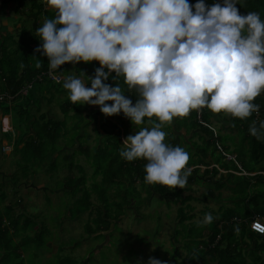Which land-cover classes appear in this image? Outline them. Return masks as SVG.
I'll return each instance as SVG.
<instances>
[{"label":"trees","instance_id":"obj_1","mask_svg":"<svg viewBox=\"0 0 264 264\" xmlns=\"http://www.w3.org/2000/svg\"><path fill=\"white\" fill-rule=\"evenodd\" d=\"M24 2L28 4V12L36 29L40 27L38 22L54 18L55 13L48 8L45 0ZM188 2L195 5L198 0ZM239 2L236 7L241 15L256 12L264 21V0ZM204 3L211 6L214 3L223 4V0H204ZM1 34L0 102L12 98L7 106L1 108V115L10 117L9 114L15 113L24 116L26 122L25 132L18 133L10 117L13 130L3 132L12 134L13 141L7 142L10 153L19 156L17 160L21 163L23 177L27 176L30 167L40 168L42 164H46L51 173L55 172L56 158L60 154L63 156L67 173L59 189L71 196L69 216L77 219L90 212V209L95 211L97 207L92 201L94 195L100 205L92 220L95 227L87 224L90 222L84 225L87 234L95 239L101 238L132 208L130 204L133 200L141 202L140 193L145 192V198H156V203L178 206L175 224L179 228L174 230L172 241L176 256L170 264H264V234L253 233L249 228V222L255 218L264 222V140H257L249 132L253 121L258 127L259 122L264 120V95L254 101L259 105V113H253L246 120L217 114V129L211 125L215 114L207 108L192 111L186 118L174 119L167 126L169 132L166 133L165 142L181 147V141L190 135L185 143L188 144L191 174L183 189L148 185L144 182L147 161L128 162L120 156L122 139L129 136H124V133L121 135L119 127L114 125L120 124L122 112L104 119L102 117L105 115L96 106L83 110L79 105H73L68 98V91L63 88L66 64L54 72L63 77L57 82L49 77L48 58L35 52L42 45V40L35 35L30 40L25 35L15 39ZM36 59L42 65L39 69L35 67ZM97 66L100 67L99 64ZM94 75L92 71L91 77ZM114 77L115 73H112L105 83L113 87L119 84L126 97L135 104L137 93L127 90L123 78L116 80ZM84 82L87 87H91L90 81ZM33 83L41 85L33 90ZM26 87L27 92L22 95L21 91ZM55 94L65 97L55 98ZM42 99L48 103L55 101L64 118L57 120L48 112H42ZM68 120L73 121L70 128H67ZM92 122L99 123V128H95L94 144L90 145L92 138L86 131ZM70 131L73 137L70 146H67L69 149L64 143L57 150L58 141ZM64 151H69V154L63 155ZM2 152L5 153L4 150ZM76 155L85 157L86 163L75 164L73 159ZM85 165L93 168L94 181L87 177ZM89 180L92 181L90 186ZM193 185L203 186L205 192L196 196L191 189ZM221 190L230 192V195L219 206L217 215H212V223L204 225L202 219L196 220L195 209L190 203L207 200L221 202ZM4 200L5 195L0 192V202ZM199 213L203 216L208 214L206 210ZM44 230L45 227L24 213L14 215L12 206L0 208V264H26L24 254L29 248L39 251L47 244L44 242ZM181 250L184 251L183 256ZM67 262L74 263L70 259Z\"/></svg>","mask_w":264,"mask_h":264},{"label":"clouds","instance_id":"obj_2","mask_svg":"<svg viewBox=\"0 0 264 264\" xmlns=\"http://www.w3.org/2000/svg\"><path fill=\"white\" fill-rule=\"evenodd\" d=\"M45 3L55 15L36 29L43 43L35 52L48 58L50 74L65 64L99 63L94 77H88L91 87L67 76L63 88L73 105L99 106L105 116L122 112L139 128L124 139L120 156L128 162L147 161L146 184L183 189L191 174L189 153L165 142L163 129L174 119L204 108L240 120L259 113L254 101L264 93V21L256 12L241 15L239 0L211 6L204 0L195 5L188 0ZM112 73L116 80L123 78L129 92L137 93L135 104L119 84L105 83ZM23 90L25 95L27 87ZM3 117L13 130L10 117ZM249 132L264 140V120L258 127L253 121ZM213 219L208 213L201 223ZM259 231L264 233V227ZM148 264L163 262L150 257Z\"/></svg>","mask_w":264,"mask_h":264},{"label":"rangeland","instance_id":"obj_3","mask_svg":"<svg viewBox=\"0 0 264 264\" xmlns=\"http://www.w3.org/2000/svg\"><path fill=\"white\" fill-rule=\"evenodd\" d=\"M98 64V62H92L91 64L83 62L66 64L64 77L77 76L88 80V77H91V72H95L99 67L97 66ZM81 72L84 75H81ZM59 77L61 78V76ZM40 85L33 83L32 89L35 90ZM261 95H264V93ZM59 97L63 99L65 95L55 94V98ZM8 104L7 100L0 102V114L1 108ZM79 106L83 110L84 108L90 109L92 107V105ZM96 107L100 109L99 106ZM41 111L48 112L57 120L64 118L55 101L48 103L47 100L42 99ZM9 115L13 119L14 130L18 133H24L26 126L25 117L17 116L15 113ZM217 117V114H215L211 122L214 129L218 128V123L215 122V120H218ZM102 118L107 119L108 116H103ZM120 118V124L114 123V125L119 127L121 135L123 133L124 136L135 135L138 132L139 128L133 125L131 120L125 117L124 114ZM72 123V120H68L67 128H70ZM99 123H101V118ZM99 123L92 122L87 128L86 132L92 138L90 145L94 144L95 128H99ZM165 128L163 130L166 133L169 132V127L166 126ZM172 131L173 129H171ZM181 132L183 133V131ZM72 137L73 132L70 131L64 138L60 139L56 144L57 150L64 143V146L69 149L67 146H70ZM189 137L190 135H187L185 139L187 140ZM185 139L181 141L183 144L181 147L187 151L188 144L185 143ZM3 141L10 143L13 138L11 133L5 134L0 129V192L5 195V200L0 202V208L12 206L14 215L24 213L34 219L39 225L45 227L44 242L47 244L39 251L29 248L24 254L26 264H69L67 262L68 259L74 261L73 264H148L150 257H155L162 261L163 264H170L174 261L176 248L172 241L174 230L179 228L175 224L178 206L156 203V198H154L155 200L152 197L147 199L145 198V192H141V202L138 199L133 200L130 204L132 208L126 212L125 218L118 224L112 225L101 238L95 239L87 234L84 225L86 222H90L87 224L92 228L95 227L96 224L92 220L96 217L97 209L100 208V205L94 195L92 201L95 202L94 207H97L94 208L95 211L90 209V212L81 215L77 219H72L69 216L68 207L71 204V196L59 189L67 173V169L64 168L65 159H63V156L61 154L57 156L55 172L51 173L47 170V165L42 164L40 168L30 167L27 176L23 177L20 170L21 163L19 164L17 160L19 156L13 152L10 153V149L4 146ZM2 147L5 148V153L9 152L10 154L3 153ZM69 151H64L63 155L69 154ZM73 160L75 164L77 162L83 165L86 163V159L83 156L76 155ZM92 169V167L84 166L87 177L94 181ZM92 181H88V186H90ZM136 189L139 191L138 185ZM191 189L196 196L205 192L203 186L193 185ZM221 195L222 198L219 199L221 202H212L211 200L203 203L191 202L190 205L195 209V219H202L203 221L204 216L199 213L201 210L217 215L219 206L224 204L223 202L227 200L226 197L230 195V192L221 190ZM180 247L181 245H179ZM181 255H184L182 250Z\"/></svg>","mask_w":264,"mask_h":264},{"label":"crops","instance_id":"obj_4","mask_svg":"<svg viewBox=\"0 0 264 264\" xmlns=\"http://www.w3.org/2000/svg\"><path fill=\"white\" fill-rule=\"evenodd\" d=\"M24 0H0V33L5 37L32 39L36 34L34 27V20L28 12V4ZM43 23L38 22L41 26ZM29 30V31H28ZM59 77V76H58ZM63 79V77L61 76ZM124 139V138H123ZM122 139V140H123ZM4 146H7V141H3ZM6 154H10L6 152ZM125 218H121L122 221Z\"/></svg>","mask_w":264,"mask_h":264},{"label":"built area","instance_id":"obj_5","mask_svg":"<svg viewBox=\"0 0 264 264\" xmlns=\"http://www.w3.org/2000/svg\"><path fill=\"white\" fill-rule=\"evenodd\" d=\"M49 77L55 81H59V78L56 77L54 73H51V74L49 73ZM22 93H25V91L23 90ZM1 131L2 132H9V131L11 132L12 131L10 126H9V120L7 117H3L1 120ZM254 224L256 225L255 228L253 227ZM249 227H250L251 231L254 233L264 234V233L259 231L260 227H264V223L259 219H254L252 222H250Z\"/></svg>","mask_w":264,"mask_h":264}]
</instances>
